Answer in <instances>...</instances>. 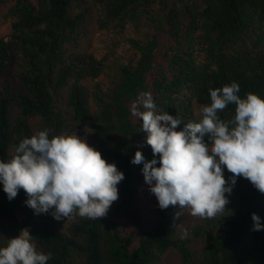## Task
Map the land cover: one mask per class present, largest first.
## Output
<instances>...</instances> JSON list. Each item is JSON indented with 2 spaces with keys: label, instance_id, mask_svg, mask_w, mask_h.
I'll return each mask as SVG.
<instances>
[{
  "label": "trees",
  "instance_id": "trees-1",
  "mask_svg": "<svg viewBox=\"0 0 264 264\" xmlns=\"http://www.w3.org/2000/svg\"><path fill=\"white\" fill-rule=\"evenodd\" d=\"M8 2L11 32L0 37V76L14 72L18 84L0 79V159L38 131L77 133L125 179L106 216L59 221L34 214L23 189L9 201L0 184V247L29 227L37 251L51 253L47 264H161L169 254L181 264H264V230H252L251 216L264 221V193L248 179L237 178L215 217L157 206L150 224L138 195L143 164L131 162L138 148L153 158L142 118L132 114L144 93L157 112L182 120L178 130L202 118L210 89L235 81L242 98L264 97V0H0ZM135 22L153 33L129 40L140 56L120 64V36ZM91 27L110 34L102 56L83 50ZM235 108L219 111L221 120L233 119ZM224 174L232 175L226 167Z\"/></svg>",
  "mask_w": 264,
  "mask_h": 264
},
{
  "label": "clouds",
  "instance_id": "clouds-1",
  "mask_svg": "<svg viewBox=\"0 0 264 264\" xmlns=\"http://www.w3.org/2000/svg\"><path fill=\"white\" fill-rule=\"evenodd\" d=\"M209 91L211 103L201 107L202 118L179 130L182 120L157 112L150 92L133 105V114L142 118L148 133L153 158L146 159L138 148L131 162L143 164L145 183L162 210L179 205L193 216L215 217L225 210L238 177L264 193V97L249 92L242 98L235 81ZM229 104L236 105L235 115L225 122L218 112ZM225 167L232 174L227 179ZM124 179L114 162H107L77 133L38 131L23 138L10 159H0V184L7 199L13 200L23 189L34 214L51 213L58 221L72 214L106 216ZM251 216L252 230H264L261 216L255 212ZM31 238L22 229L8 239L0 247V264H47L51 253L37 251Z\"/></svg>",
  "mask_w": 264,
  "mask_h": 264
},
{
  "label": "rangeland",
  "instance_id": "rangeland-1",
  "mask_svg": "<svg viewBox=\"0 0 264 264\" xmlns=\"http://www.w3.org/2000/svg\"><path fill=\"white\" fill-rule=\"evenodd\" d=\"M8 6H9V2L0 3V37H4L5 40L9 39L8 36L11 32V19L5 17V12ZM152 33L153 31L148 30L145 24H142V22L130 23L125 31V34H121L120 36L121 41L116 48L117 57H118L117 61L120 64H127L131 59L137 60L140 56L139 52L136 51V48L132 46L129 40L141 39L144 41L149 37H151ZM110 39H111L110 34H108V32L105 31L99 32L95 28L91 27L90 32L84 37L83 50L88 53L90 52L98 53L102 56L108 50ZM168 40H169L168 37H166L165 35L162 36L159 41L160 45L162 46ZM111 60L112 57H110V61ZM1 78L10 79V82H12L15 87L18 84V79L17 76L14 74V72L4 73L3 75L0 76V79ZM134 104L136 103H133V105ZM133 105H132V114H133ZM138 195L140 199V211L142 217L147 223L153 224L157 219L156 208L158 206V201L154 196V194H152L149 191V186L145 183V180H143V184L139 188ZM19 218H22V216L19 215ZM127 227L129 228L131 227V225L127 224ZM23 229H27L29 231V227ZM183 229L187 230L188 227L185 225ZM31 242L34 244L33 240H31ZM161 264H181V263L179 257L176 254H169L165 256Z\"/></svg>",
  "mask_w": 264,
  "mask_h": 264
}]
</instances>
